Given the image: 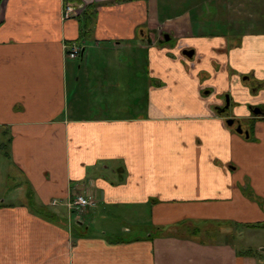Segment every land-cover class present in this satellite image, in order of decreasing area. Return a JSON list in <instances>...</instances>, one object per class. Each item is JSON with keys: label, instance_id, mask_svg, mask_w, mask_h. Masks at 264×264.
<instances>
[{"label": "crops", "instance_id": "0c3cea01", "mask_svg": "<svg viewBox=\"0 0 264 264\" xmlns=\"http://www.w3.org/2000/svg\"><path fill=\"white\" fill-rule=\"evenodd\" d=\"M80 1L65 20L66 0H0V147L24 201L56 215L0 204V264H264L262 244L240 251L233 234L250 248L264 231V0ZM189 1L231 8L229 28L196 30ZM245 12L258 28L231 22ZM76 196L97 205L70 211ZM94 213L144 233L90 235Z\"/></svg>", "mask_w": 264, "mask_h": 264}, {"label": "rangeland", "instance_id": "374dc122", "mask_svg": "<svg viewBox=\"0 0 264 264\" xmlns=\"http://www.w3.org/2000/svg\"><path fill=\"white\" fill-rule=\"evenodd\" d=\"M244 1L245 0H229L230 4L232 5H238ZM193 3L194 1H189L186 5H183V7H186L189 11L192 12L191 17H194L195 22L198 23L195 27L196 30H205L207 32H212L216 28H218L217 30H220V31L221 30L225 31V28H229L228 27L229 24L227 23L226 19L228 15L232 14L231 8H230L229 14H227L225 5L221 4V8L218 13L216 10H213L214 7L212 8V6L209 3H205L202 9H198L197 11H194L192 10ZM245 3H248V2L245 1ZM248 9L252 10L251 3H250V8ZM168 11H169L168 9H164V14L166 16L168 14ZM250 13H246L245 15L243 14L240 20L232 19L231 22L233 23L235 21V26H239L240 29H243V30L247 28L256 29L258 28V26H255L253 21L251 22ZM235 17L232 16V18H235ZM215 21L219 23L217 24ZM233 27L234 26H232L231 28ZM227 97L230 98L229 95H225L223 97L224 102L227 101ZM245 126H247L248 128L247 123H245L243 127L245 128ZM6 139L8 138H4L3 136L0 135V144L6 143L7 142ZM11 165H12L11 162L7 160L4 154V150L0 147V204L4 203L6 205H12V204H19L21 200L24 201V197H21L19 194L21 192L16 191L17 186L20 185V183L24 179L20 175L19 171L16 170V168ZM24 202L28 204V200ZM117 214L119 216L122 215V213H117ZM97 215L98 213L97 214L94 213V215L91 216L93 218H96V221L93 223H90L91 228H89L90 231H88L90 235H95L97 232H101L102 234L106 232L105 237L108 239L110 238L130 239V238L140 236L144 233V231L142 230V227L139 228L138 225H136L134 222L128 219H125L123 217H118L117 219H114L113 217L114 214H111L112 221L110 224H107L108 222L107 220L102 219L100 216H97ZM126 228L128 230H126ZM233 234L235 235V238H236L235 243L237 246H239L240 251L254 250L255 252H258L259 250L258 247L260 244H262L263 245L262 248H264V231L257 232V234L259 235L252 240L249 246L250 248L243 247L239 242L240 239L247 238L245 235L246 233H244V231L243 232L237 231V233H233Z\"/></svg>", "mask_w": 264, "mask_h": 264}, {"label": "built area", "instance_id": "2783aa9c", "mask_svg": "<svg viewBox=\"0 0 264 264\" xmlns=\"http://www.w3.org/2000/svg\"><path fill=\"white\" fill-rule=\"evenodd\" d=\"M83 5L74 6L71 4H67L64 6L63 10V18L65 20L72 19L78 17L81 11L83 10ZM66 51V58L69 60L77 59L81 56L84 51V46L78 42H71L70 44L64 45ZM52 207L58 206V201H52L50 203ZM70 211L73 209H86V208H94L96 207V201L91 197H84V196H76L75 198L71 199L67 203L64 204Z\"/></svg>", "mask_w": 264, "mask_h": 264}, {"label": "trees", "instance_id": "16d2710c", "mask_svg": "<svg viewBox=\"0 0 264 264\" xmlns=\"http://www.w3.org/2000/svg\"><path fill=\"white\" fill-rule=\"evenodd\" d=\"M71 1H76V5H80L81 1L80 0H66L67 4H70ZM95 6H86L85 9V17L83 21V28H82V35L83 38H87L88 35L91 33V25L93 22V18L95 17ZM163 43V42H162ZM161 44V43H160ZM1 148L4 150V154L6 157L9 156L5 149V145H2ZM251 194V193H249ZM28 204L27 207L36 215H39L47 220L50 221H55L56 220V215L52 213L47 207L37 205L33 199V197L29 194L27 196Z\"/></svg>", "mask_w": 264, "mask_h": 264}, {"label": "water", "instance_id": "95a60500", "mask_svg": "<svg viewBox=\"0 0 264 264\" xmlns=\"http://www.w3.org/2000/svg\"><path fill=\"white\" fill-rule=\"evenodd\" d=\"M169 40H170V37H169L168 35H165V37L163 38V40H162L160 43H162V42H169ZM185 55L188 56V57H192V56L194 55V51H185ZM228 107H229V101H228V97H227V105H226V108H228ZM223 111H224V110H223ZM254 113H255V114H260V113H261V110H260V109H255V110H254ZM227 124H228L229 126H233V125L235 124V120H233V119L228 120V121H227ZM236 131H237L238 133H240V134L244 133V131H243L241 125H239V126L237 127ZM246 135H247V137L249 136L248 133H246Z\"/></svg>", "mask_w": 264, "mask_h": 264}, {"label": "flooded vegetation", "instance_id": "af4514ba", "mask_svg": "<svg viewBox=\"0 0 264 264\" xmlns=\"http://www.w3.org/2000/svg\"><path fill=\"white\" fill-rule=\"evenodd\" d=\"M228 101H229V107H230V98L228 97ZM226 105H227V101L225 102V105L223 106V107H221V108H218L217 110L220 112V113H224L227 109H229V107L228 108H226ZM256 109H260V108H256ZM224 110V111H223ZM255 110V109H254ZM254 110H253V113H254ZM261 110V109H260ZM260 114H263L264 115V111H262L261 110V113ZM256 115H259V114H256ZM232 118H230V119H228V120H231ZM233 120H235V119H233ZM239 125H241V127H242V129H243V131H244V128H243V125L239 122V121H236L235 120V124L232 126V127H235L236 129H237V127L239 126ZM244 133L246 134V133H248V132H246V131H244ZM249 134V133H248Z\"/></svg>", "mask_w": 264, "mask_h": 264}]
</instances>
